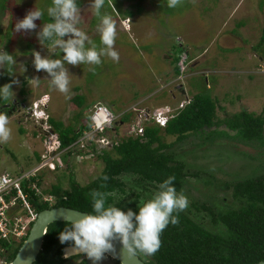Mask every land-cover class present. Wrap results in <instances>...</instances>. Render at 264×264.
<instances>
[{
    "label": "rangeland",
    "instance_id": "374dc122",
    "mask_svg": "<svg viewBox=\"0 0 264 264\" xmlns=\"http://www.w3.org/2000/svg\"><path fill=\"white\" fill-rule=\"evenodd\" d=\"M77 2L82 9L78 27L101 46L96 30L99 20L88 7L91 0ZM51 3L52 0H7L6 9L0 17V49L4 48L17 61L14 77L20 83L13 85L17 103L23 100L24 106L33 107L34 101L40 98L47 116L72 124L69 99L76 92L81 93L91 103V108L101 103L115 114L124 110L129 112L127 122L120 123L117 119L115 123L119 125V133L130 135L128 132L136 130L134 124L143 123L136 120L138 112L159 104L174 106L183 98V94L173 90L179 81L172 79L176 75L173 60L181 50L176 43L180 41L185 48L180 53L181 59L188 61L186 67L180 64L181 70L186 69L181 78L187 95L212 92L223 107H217L216 111V120L222 123L200 129L162 151L183 161L188 172L197 173L195 177L188 176L186 181H182V191L189 200L208 202L221 210H226L228 205L236 207V200L228 196L229 190H224L228 197L225 201L221 199L222 194L217 192L224 189V182L233 184L264 175V145L258 139H246L229 125L230 118H223L242 109L264 116V43L259 49H253L261 36L264 0H195V3L183 0L175 8L168 7L167 0H112L114 6H110L106 0L102 13L111 15L115 21L117 36L114 47L119 53V62L102 57V63L94 66L95 73L89 71L93 66L87 64L65 65L71 80L67 96L51 87L48 74L37 72L32 63L33 50L51 57L49 43L45 41L41 45L36 36L40 26L46 22L37 20L36 31L30 33L14 31L16 22L28 10L35 7L45 13ZM124 10L132 14L125 16ZM8 31L11 32L7 38ZM28 43L30 47H27ZM62 55L58 54V58ZM24 68L26 71H23ZM0 76L3 79L14 78L6 69H0ZM34 77L40 78L38 86L30 83ZM3 79L0 86L5 84ZM24 80L27 82L23 85ZM77 86L79 89L75 90ZM20 88L27 92L22 95ZM8 119L12 136L7 143H0V174L14 176L21 170L31 171L36 167L40 160L39 153L52 150L58 140L49 122L41 130L37 120L36 125L33 119L24 124L18 123L14 117L8 116ZM112 131L103 134L93 132L87 136L81 134L76 142L84 137L92 139V145L85 148H90L94 154L100 153L110 146L101 144L97 139L103 137L111 142V138L116 137ZM162 139L165 144H170L174 137L164 134ZM60 157L61 167L52 173H45L43 189L51 184L69 189L71 175L84 185L96 177L101 169L94 155L85 152L77 155L62 153ZM64 163L67 167H64ZM121 178L127 184L134 183L136 190L142 189L133 176L124 175ZM150 188L153 189L152 186ZM156 191L158 189H153V194L149 193L146 197H152ZM53 200L51 196L50 203ZM210 219L211 216H208L203 220L206 227L217 232L224 231L220 223L215 227ZM56 245L66 244H61L58 237ZM83 259L86 264H92L82 254L74 255L64 264H77ZM100 264L116 263L107 255Z\"/></svg>",
    "mask_w": 264,
    "mask_h": 264
},
{
    "label": "trees",
    "instance_id": "16d2710c",
    "mask_svg": "<svg viewBox=\"0 0 264 264\" xmlns=\"http://www.w3.org/2000/svg\"><path fill=\"white\" fill-rule=\"evenodd\" d=\"M6 1L0 0V17L6 9ZM124 14L128 17L132 12L124 10ZM42 21L51 22L47 12L44 13ZM10 32L6 34L7 38ZM263 43L264 20L260 40L253 49H259ZM176 45L181 50L173 60L175 74L180 70L178 64L181 58L180 53L185 50L180 41ZM27 47H30L29 43ZM58 54L59 50L56 56L53 54L50 58H58ZM2 79L0 76V81ZM3 80V83L11 81L6 78ZM26 82L24 80L22 84ZM78 89V86L75 87V90ZM19 92L24 95L27 91L20 88ZM85 99V95L77 92L69 99V108L72 110L70 121H74L72 124L63 123L52 117H48V122L57 134L59 149L66 154L77 155L85 152L94 155V160L101 164V169L96 177L84 185L75 181L72 175L69 177V189H64L58 184H51L42 192L53 196L52 204L43 201L41 195L28 190V199L37 211L54 206H67L92 213L90 193L93 190H99L107 194L106 207L113 205L124 211L130 208L138 212L142 202L151 198L146 195L153 194V189H158L159 184L169 176H175L173 186L178 191L182 189V184L188 176L197 175L196 172L190 173L185 170L183 161L175 159L171 153L162 150L183 141L200 129L222 123L221 120H216L217 107L218 109L222 107L219 105L218 98L212 92L204 91V94L200 92L192 95L191 101L164 126L146 120L141 127V133L128 132L130 135L121 138L113 137L111 138L112 146L109 149H103L102 152L94 154L93 150L85 148L92 145V139L85 138L76 142L84 131L91 129L92 108L91 103ZM0 102L4 103L2 100ZM226 118H230L229 125L237 129L243 137L248 140L258 139L259 143L264 145L263 115H255L253 112L242 109L229 116L225 115L223 119ZM129 119V112L121 114L120 121L127 122ZM114 127L118 129V126ZM163 133L174 137L171 140L172 143H164ZM64 167H67V164L64 163ZM104 175H107V181L102 179ZM124 175L133 176L142 189L138 191L134 183L130 185L124 182L121 178ZM143 182L144 185H141ZM148 183L153 189L145 186ZM37 184L40 186L41 181ZM101 185L106 186L101 187ZM231 185L234 200L237 202L236 207L228 205L226 210H221L208 202L199 203L188 198V207L178 214L174 213L178 215L179 223L175 225L169 223L162 232V244L159 250L150 256L139 252L137 254L146 264H252L264 259V175L236 181ZM208 216H211L210 221L215 227L217 223H220L224 231L217 232L206 227L203 220ZM70 226V223L65 221L50 223L44 234L42 248L32 264H64L65 259L61 257L63 245L56 244L60 232ZM22 242L23 239H18L11 241V244H5L6 247H10V259L15 256ZM114 261L119 264L117 260ZM77 264H86V261L83 259Z\"/></svg>",
    "mask_w": 264,
    "mask_h": 264
},
{
    "label": "clouds",
    "instance_id": "9594fccd",
    "mask_svg": "<svg viewBox=\"0 0 264 264\" xmlns=\"http://www.w3.org/2000/svg\"><path fill=\"white\" fill-rule=\"evenodd\" d=\"M105 2L106 0H91L88 5L99 20L96 30L100 36L101 46H98L84 30L78 27L82 19V9L77 0H52L51 6L47 8V14L51 22L43 23L39 31L36 32L37 39L41 45L45 41L49 42L48 50L52 57L53 54L57 55V50H59V54L63 53V55L60 58H50L49 55L42 56L39 51L33 50L32 63L34 68L37 72H46L50 86L66 96L70 91L71 80L69 70L65 65L80 66L81 64H87L93 66L89 68V71L95 73L96 68L94 66L102 63V57H108L114 62H119V53L114 47L117 36L116 24L111 15L102 13ZM107 2L110 6H114L112 0H107ZM182 2L183 0H167L168 7L170 8H175L181 5ZM192 2L195 3V0H192ZM43 16L44 12L39 8L34 7L28 10L25 16L16 22L14 31L17 33L36 31L38 27L36 21L42 20ZM185 59L180 58L178 62L179 68L181 63L186 67L188 61ZM16 64L17 61L12 54L5 51L4 48L0 49V69H6L7 73L14 77V67ZM185 70L180 69L179 73L172 78L179 81V85L174 86L173 90H177V92L179 91L180 94L184 95H181L183 98L179 104L176 103L174 106H171L165 103L159 104L156 107H146L140 112L141 114L146 112V120L156 125L164 126L167 121L177 116L181 109L191 101L192 94L190 96L187 95L181 78L184 76ZM23 71H26V69L24 68ZM39 82V77L30 79L32 86H38ZM19 83V80L14 77L9 83L0 86V100L4 101V103H12L13 99L16 98L13 85H19ZM174 95L173 93L172 96ZM39 100L41 99L38 98L34 101L33 107L24 106L23 100L20 103L22 112L26 113L33 120L38 118L41 124L37 125L34 122L43 130L45 127L42 124H48L49 116L46 115L44 118L46 114L45 105L41 104ZM35 103L38 104L36 108H34ZM2 104L0 102V107ZM98 104L108 108V106L101 103L95 104L92 107L90 115L92 123L93 110ZM38 109L39 111H37ZM108 110L112 114L110 125L105 126L98 134L112 131L114 126H118L115 122L117 119L118 122L120 121L123 112L115 114L111 109L108 108ZM36 112H39V114L37 113L38 116H36ZM124 112L127 111L124 110ZM159 118L161 119L160 121L158 120ZM8 125V115L0 110V143H7L11 139L12 129ZM133 126H136V130L133 132L141 133L139 129H141L143 124H134ZM108 140L106 143L102 142L101 144L110 143ZM56 151L59 153V156L65 152L59 149V141ZM60 165L55 161V167L47 168L46 171L52 173L53 170L61 167ZM22 172L27 171L21 170L18 174ZM36 177H38L36 184L41 181V185L37 184L40 192L35 194L41 195L40 197L43 201H48L49 204H52L50 203L51 195L42 192L44 190L42 188L45 178L44 172L33 176L32 181ZM102 179L107 181V175H104ZM174 180L175 176H169L160 183L158 191L149 200L142 202L138 212H134L130 208L124 211L113 205L106 207L107 194L103 191L93 190L90 193L93 212L83 214L79 218L71 220L69 222L71 226L65 227L59 234L61 244L69 245L70 249L86 256L92 264H100L109 254L115 257L117 253L116 242H119L121 248L131 255H135L138 252L149 256L154 255L161 247V234L164 229L169 223L173 225L179 223L178 215H174V213L178 214L188 207V198L183 192L177 193L176 188L173 186ZM105 186L101 185V187ZM43 197L49 199H43ZM34 210L38 214L39 211ZM27 234L21 239L24 240ZM12 259L9 258V263Z\"/></svg>",
    "mask_w": 264,
    "mask_h": 264
},
{
    "label": "built area",
    "instance_id": "2783aa9c",
    "mask_svg": "<svg viewBox=\"0 0 264 264\" xmlns=\"http://www.w3.org/2000/svg\"><path fill=\"white\" fill-rule=\"evenodd\" d=\"M39 101L41 104H44L42 99ZM37 106L38 104L35 103L34 108ZM37 113L39 114V112H36V116H38ZM45 117L46 114L44 115ZM92 119L93 123L91 124L89 134L87 131H84V136L91 135L93 132L102 131L105 126H109L112 114L107 107L98 104L93 110ZM35 120L41 124L38 118ZM158 120L160 121L161 119L159 118ZM42 125L45 127V123ZM97 140L103 143L107 142V139L103 137ZM57 147L58 141L52 150L40 153L41 160L31 171L22 172L14 176L9 173L0 174V264H9L10 247H6L5 244H11V241L21 239L25 236L31 223L37 216V212L31 206L28 199V190L39 193L40 189L36 184L38 177L32 181L33 176L41 172H44L45 175L47 168L55 167V161L61 164L59 153L56 151ZM43 199L49 198L43 197Z\"/></svg>",
    "mask_w": 264,
    "mask_h": 264
},
{
    "label": "water",
    "instance_id": "95a60500",
    "mask_svg": "<svg viewBox=\"0 0 264 264\" xmlns=\"http://www.w3.org/2000/svg\"><path fill=\"white\" fill-rule=\"evenodd\" d=\"M108 146L111 147L112 142L108 143ZM86 213L88 212L67 206H54L40 210L32 222L26 238L9 264H32L42 248L44 234L50 223L55 221L70 222ZM116 249L117 253L115 257L110 254L108 256L117 260L120 264H146L137 253L131 255L121 248L119 242H116ZM63 251L67 256L78 254L70 249L69 245L64 246ZM252 264H264V259Z\"/></svg>",
    "mask_w": 264,
    "mask_h": 264
},
{
    "label": "flooded vegetation",
    "instance_id": "af4514ba",
    "mask_svg": "<svg viewBox=\"0 0 264 264\" xmlns=\"http://www.w3.org/2000/svg\"><path fill=\"white\" fill-rule=\"evenodd\" d=\"M178 93L180 94V92L178 91ZM7 104V105H6ZM0 110H1V112H4V113H6L9 117H14L15 118V120L18 122V123H20V124H24V123H27V122H29L30 120H31V118H30V116H28L26 113H23L22 112V106H21V103H17V100H16V98H14L13 99V101H12V103H7V102H5V103H3L2 104V106L0 107ZM8 111V112H7ZM13 114V115H12ZM137 115H138V118L136 119V120H140L141 122L143 121V125H144V121L146 120V112H143L142 114L140 113V112H138L137 113ZM18 117H20V118H18ZM123 122V121H122ZM121 122V123H122ZM141 124V123H140ZM119 125H118V129L116 130V127H114V129H113V133H114V135L113 136H116V138H121V137H123L124 136V134H122V133H119ZM263 138V137H262ZM236 182V181H235ZM234 182V183H235ZM232 183V182H231ZM231 183L229 184L228 182H224V189H219V192H217V193H220V194H222V197H221V199L222 200H224L225 201V198L227 199L228 197L225 195V193H224V190L225 189H227V190H229V194H228V196L229 197H233V188H232V185H231ZM141 185H144V182L141 184ZM150 184L148 183V184H146L145 186L148 188V189H151L150 188V186H149ZM141 189V188H140ZM180 192H183L182 191V189H180V190H178L177 191V193L179 194ZM144 193H146L145 191H144ZM217 193H216V195H217ZM184 195H186L185 193H184ZM186 197L188 198V196L186 195ZM217 197H219L218 195H217ZM233 199H234V197H233ZM64 246H67V244L66 245H63V247ZM74 255H66L65 253H64V251H63V248H62V252H61V257L63 258V259H65L64 260V262H66L67 260H69L70 258H72ZM76 256V255H75ZM140 257V256H139ZM141 258V257H140ZM142 259V258H141ZM63 264V263H62Z\"/></svg>",
    "mask_w": 264,
    "mask_h": 264
}]
</instances>
